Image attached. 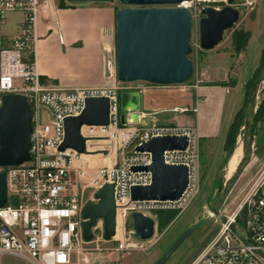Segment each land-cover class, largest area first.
Listing matches in <instances>:
<instances>
[{
	"label": "built area",
	"instance_id": "built-area-1",
	"mask_svg": "<svg viewBox=\"0 0 264 264\" xmlns=\"http://www.w3.org/2000/svg\"><path fill=\"white\" fill-rule=\"evenodd\" d=\"M211 2L213 0H195L196 16ZM46 5L47 0H0V106L4 95L18 94L26 97L32 110L29 161L0 169L6 174L7 191V203L0 208V256L10 255L29 264H70L87 244L82 238V209L88 202H97L94 195L105 184L114 186L116 228L118 220L121 230L119 248L126 242L124 225L133 213L149 216L155 210L183 212L199 194L200 144L196 129L191 126L121 125L119 95L124 90L116 84L44 88L28 58L35 39L36 17ZM10 13L21 14L20 33L5 38L2 28ZM106 67L110 77L111 59L107 60ZM98 98L108 100V126L81 128V136L86 140L85 155L72 150L60 152L65 136L64 121L80 116L87 99ZM175 111L183 114L186 110ZM191 112L195 114L197 107ZM162 137L186 138L185 150L166 151L163 161L169 166L186 168L187 187L176 202H131V189L147 187L152 181L149 172H132L133 168H147L152 163L150 153H139L135 149ZM94 143L104 144L93 146ZM131 146V151H127ZM98 152H106V155ZM111 154L113 163L98 169L87 167L89 158H83L92 155L107 158ZM86 192H89L87 197ZM241 211H244L243 226L238 222ZM235 224L242 227L251 247L232 234L230 226ZM98 225L102 230L100 220L94 229ZM91 232L93 235V228ZM254 252L264 257V162L237 210L225 217V224H220L218 232L190 264H264Z\"/></svg>",
	"mask_w": 264,
	"mask_h": 264
},
{
	"label": "water",
	"instance_id": "water-1",
	"mask_svg": "<svg viewBox=\"0 0 264 264\" xmlns=\"http://www.w3.org/2000/svg\"><path fill=\"white\" fill-rule=\"evenodd\" d=\"M114 0H68L79 3H112ZM121 9L114 15L115 22V77L119 84L145 83L153 87L169 88L183 86L194 75L189 59L191 48L189 40L192 31L190 10L182 7L190 0H117ZM198 21L199 48L212 51L222 41L226 31L231 30L239 20V12L230 6L217 10L206 6L200 11ZM106 67V66H105ZM106 75L108 76V67ZM264 83V64L252 81L244 105V125L242 134V157L233 175L228 178L221 193L212 205V216L220 224H225L221 208L238 182L254 154L264 147V141L252 149L253 121L256 112L259 88ZM120 124L138 123L140 96L137 92H120ZM32 110L23 95L12 94L2 97L0 106V169L17 167L29 161L31 144ZM150 120L144 122V126ZM108 126V100L105 98L87 99L80 116L64 121V141L60 152L72 150L77 154H86V140L81 136L82 127ZM187 146L184 137L154 138L136 147V152L150 153L151 165L147 168H133L132 172H149L151 184L147 187H134L130 191L131 202L172 203L178 201L187 184V170L183 166L164 164L166 151H183ZM106 155V152H98ZM114 186L103 185L94 195L96 203L88 202L82 209V238L85 243L93 239L91 229L97 221L102 222V237L110 241L116 235V207ZM7 203L6 174L0 172V208ZM207 219L198 221L186 229L155 264H166L177 249ZM238 222L244 225V211L238 216ZM133 237L141 242L152 239L154 221L141 213L130 216ZM239 225L230 226L232 234L247 247L252 244ZM260 256L263 261L264 257Z\"/></svg>",
	"mask_w": 264,
	"mask_h": 264
},
{
	"label": "rangeland",
	"instance_id": "rangeland-1",
	"mask_svg": "<svg viewBox=\"0 0 264 264\" xmlns=\"http://www.w3.org/2000/svg\"><path fill=\"white\" fill-rule=\"evenodd\" d=\"M53 1L56 8L64 6L62 9L76 7L110 10L113 18L116 11L121 9L117 0H114L112 3H82L75 4L74 6L68 0ZM211 4L218 10L225 6L234 8L239 12L238 22L231 30L224 33L222 41L212 51H202L199 48L198 21L200 15L196 16L195 0L187 2L185 7L190 10L192 17V31L189 40L191 54L189 59L193 65L194 75L190 82L183 86L157 90L159 94L164 93V95H161L163 97L181 94L180 91L187 92V94L190 93L194 103L190 108L183 109L186 110L184 113H191L193 115L194 113L191 112V109L197 107V100L199 102H209L210 98H213L211 101H214L215 104L217 103L216 115L219 120L218 136L214 139L199 138V194L183 212L175 211L176 216L163 230L158 229L156 215L160 212L169 211H152L149 217L153 219L155 224L154 235L152 239L146 242H141L133 237L130 221H128L124 225L126 242L122 248H119V239H121L119 221L117 220V237L110 241L103 239L102 230H100V225H98L95 229L93 228L92 241L83 246V251L77 254L70 264H155L186 229L200 220L207 219L166 262V264H190L218 232L220 223L211 214L212 205L216 197L221 193L225 181L233 175L231 160L242 147L243 128L233 138L235 151L233 150L232 157L227 164H223L225 157L223 147L228 128L237 113L244 114V105L253 78L264 64V0H213L208 6L212 7ZM21 18L22 16L19 13L8 14L6 16V23L2 28V34L7 37L19 34L20 27L18 24ZM238 32L247 34L242 48H239L234 42V34ZM95 34H97L96 31ZM112 36L110 53L114 68L115 83L113 85L116 84L118 88L130 91L136 88L156 90L145 83L117 84L115 79V25H113ZM110 53L108 55L106 51L103 55L104 66H106L107 60L110 59ZM53 63L61 77H65L71 72L73 74L72 78L78 79L83 73L81 68L82 61L76 59L75 56L69 58H59L56 56L53 58ZM196 90L199 92V96ZM214 91H218L217 95L213 93ZM212 95L215 96L212 97ZM258 109L259 112L260 110L263 111L260 116L255 117ZM256 112L252 132L253 150L264 141V83L259 88ZM175 113L180 116L179 111H175ZM172 114H161L159 118L165 120L172 116ZM39 120L40 122L43 120L41 114ZM103 144L94 143L92 145L99 146ZM115 146L118 147V143H115ZM132 147L127 151L130 152ZM112 155L106 156L107 158L100 157L99 155L85 156L83 158H89L86 164L87 167L98 169L101 166L113 163L110 160L113 158ZM263 162L264 147L252 156L250 164L222 206L221 216L227 217L237 210ZM88 193H85L86 197ZM0 264L29 263L10 255H1Z\"/></svg>",
	"mask_w": 264,
	"mask_h": 264
},
{
	"label": "crops",
	"instance_id": "crops-1",
	"mask_svg": "<svg viewBox=\"0 0 264 264\" xmlns=\"http://www.w3.org/2000/svg\"><path fill=\"white\" fill-rule=\"evenodd\" d=\"M71 5L74 6L75 4L72 3ZM113 25H115L114 18L110 10L76 7L58 9L53 0H47L46 7L40 9L36 17L35 39L30 53L41 85L47 89H74L113 85L115 83L114 68L110 69L111 76L108 77L103 61L104 53L106 51L108 55L110 53ZM95 31L97 34H95ZM2 35L5 38H11L16 37L18 34L9 37ZM56 56L59 58L75 56L76 59L81 60L83 71L81 76L74 79L72 78L73 74L70 72L67 76L61 77L53 63V58ZM153 89L156 90L146 88H136L131 91L124 90L131 93L137 92L140 96L138 123L136 125L129 124L128 116L124 115L125 123L130 125L129 127H142L145 121L150 120L149 124L160 126L192 125L196 129L199 138L214 139L218 136L217 103L211 101L213 98H210L209 102H199L197 100V112L194 115L183 113L178 116L175 109L190 108L194 103L192 95L180 91L181 94L163 97L161 95H164V93L159 94L157 92L161 87H153ZM197 90L196 93L199 96ZM213 93L217 95L218 91ZM215 95H212V97ZM169 113L173 114L168 119L159 118V115Z\"/></svg>",
	"mask_w": 264,
	"mask_h": 264
},
{
	"label": "trees",
	"instance_id": "trees-1",
	"mask_svg": "<svg viewBox=\"0 0 264 264\" xmlns=\"http://www.w3.org/2000/svg\"><path fill=\"white\" fill-rule=\"evenodd\" d=\"M211 6L215 7L214 5H211ZM63 7L59 6L58 9H62ZM246 35L247 34H245L243 32H238V33L234 34V42L237 44V46L239 48H242L244 46V42L246 40ZM28 60H29V62H33L32 55H30ZM259 70H258V72H259ZM257 73H256V75H257ZM255 76H254V78H255ZM262 111L260 110V112H259V109H258L255 117L260 116ZM243 125H244V114L243 113L242 114L237 113L234 116L233 121L228 128L226 141H225L224 147H223V151L225 152V157H224V161H223L224 165L227 164V162H228V160H229V158L232 155V152L234 150L233 138L238 133V131L243 128ZM175 216H176L175 211L157 213L156 218H157V222H158L157 223L158 229L159 230L165 229L169 225V223L174 219Z\"/></svg>",
	"mask_w": 264,
	"mask_h": 264
},
{
	"label": "bare ground",
	"instance_id": "bare-ground-1",
	"mask_svg": "<svg viewBox=\"0 0 264 264\" xmlns=\"http://www.w3.org/2000/svg\"><path fill=\"white\" fill-rule=\"evenodd\" d=\"M185 5H187V3H183V4H182V7H185ZM240 147H241V146H240ZM234 151H235V149H234ZM234 151L232 152V155H233ZM232 155L230 156V158L232 157ZM241 157H242V147H241V149H240L239 151H237V152L235 153V155L233 156V158H232V160H231V166L233 167V168H232V169H233V172H235L236 167H237V165H238V163H239ZM230 158H229V160H230ZM229 160H228V162H229ZM228 162H227V163H228ZM117 230H118V229L116 228V235H115V237H117V233H118ZM115 237H114V238H115Z\"/></svg>",
	"mask_w": 264,
	"mask_h": 264
}]
</instances>
